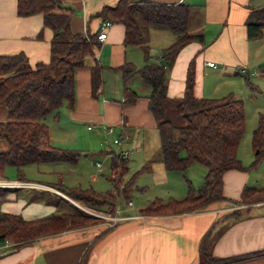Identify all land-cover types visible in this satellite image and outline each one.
<instances>
[{
	"label": "crops",
	"instance_id": "1",
	"mask_svg": "<svg viewBox=\"0 0 264 264\" xmlns=\"http://www.w3.org/2000/svg\"><path fill=\"white\" fill-rule=\"evenodd\" d=\"M60 1L73 11V32L98 35L106 22L97 15L98 12L104 6L114 5L119 0ZM150 1L188 4L189 32L203 35V41H190L167 61L164 56L166 49L175 44L177 34L167 30L160 32L167 28L151 26L147 34L153 36L154 43L147 39V47H144L126 43L124 25L111 23L106 28L108 36L95 49V55L86 58L85 66L76 70L74 107L71 108L66 103L57 115H50L47 121L54 146L90 152L91 143L102 146V133H106V125L113 128L118 125L120 134L124 135L127 130L133 132L145 127L157 128L148 108L151 88L138 73L131 75L126 81L137 92L138 99L133 105L124 107L122 104L124 74L115 68L129 62L139 70V61L135 56L137 49L143 51V67L162 62L167 64L166 83L168 96L172 100L183 96L192 61L195 70L194 92L196 96L205 98L235 94L236 89H231L235 75L248 74L254 67L264 63V52L261 48H255L254 41L257 40L248 39L246 24L250 9L262 6L264 0ZM17 2L18 0H0V55L23 52L32 66L38 62H48L51 57L53 30L44 25L41 13L18 15ZM96 62L103 66V84L94 93L91 67ZM208 62H215L217 66H210ZM241 67L246 68L245 73L239 71ZM112 83L114 87H111ZM6 116V107L0 106V121ZM88 122L96 124V131L90 132ZM109 143L112 145L111 140ZM81 157L82 155L74 165L80 162ZM241 160L244 166H248L253 162L254 155L247 161ZM251 174L250 170L238 169L224 173V195L238 200L245 186L263 187L258 183L253 184L259 181H252ZM93 180L98 181V176L95 175ZM60 182L63 187L70 188L61 179L57 183H50L27 177L25 181L0 177V187L10 190L0 197V214H19L29 220L55 213H71L72 204L82 207L58 189ZM11 183H31L34 186L6 185ZM59 197L66 198L69 202L62 201L57 205ZM236 208L221 202L199 212L181 215L153 216L122 211L124 216L139 217L121 220L113 227L104 221L44 236L17 248H4L0 252V264H200L204 237L213 227L215 229H212V234L215 236L225 224L220 220ZM239 209L243 216L225 229L214 242V256L225 258L264 252V203L241 205ZM235 264H264V255Z\"/></svg>",
	"mask_w": 264,
	"mask_h": 264
},
{
	"label": "trees",
	"instance_id": "2",
	"mask_svg": "<svg viewBox=\"0 0 264 264\" xmlns=\"http://www.w3.org/2000/svg\"><path fill=\"white\" fill-rule=\"evenodd\" d=\"M17 12L20 16L41 13L44 25L53 30L51 57L48 62H38L35 66L23 52L14 55H0V106H5L7 116L0 121V176L5 169L14 166L19 180L25 181L24 168L31 164L78 162L82 152L76 149L54 146L50 138L47 119L57 115L67 103L75 104L76 70L85 66L86 58L95 55L101 42L97 34L75 33L71 29L73 11L60 0H18ZM104 21L124 25L126 43L147 47V33L151 26L167 28L177 33L173 46L166 49L168 61L190 41H203V35L189 32L190 7L180 3H156L150 0H119L114 5L104 6L97 14ZM247 37L258 40L264 37V5L250 9L247 19ZM190 63L183 96L173 99L175 112L184 118L186 124L176 125L167 116L168 86L166 83L167 64H147L136 70L126 62L119 68L124 74L123 106L133 105L139 95L126 84L127 79L138 73L151 88L148 108L151 111L161 141L162 163L168 171L186 172L193 164H200L207 170L203 183L195 186L187 179L188 191L183 199L171 198L167 202L156 199L140 210L143 215L169 216L202 211L212 204L226 202L237 208L225 215L220 222L224 226L213 236V228L204 237L201 245L200 264H235L260 257L264 252H254L232 257H216L212 253L214 242L233 222L243 216L239 206L264 203V186H245L238 200L227 198L223 191V175L229 170L249 171L255 169L264 158V120L260 119L252 136L254 160L244 166L238 158V150L246 131L245 104L233 93L221 98L198 97L194 92L195 70ZM264 71V65L261 67ZM93 92L97 93L103 84V66L96 62L91 67ZM249 84L251 81L246 79ZM252 88L256 86L251 84ZM178 133L179 136L175 137ZM113 154V151H111ZM112 172L108 177L115 186L124 182L128 170L127 158L112 155ZM150 162L141 171H149ZM58 189L77 203L92 207H106V212L114 213L117 198L112 191L98 192L92 187ZM134 177L120 188L127 202L131 199ZM0 187V197L9 192ZM66 198L59 197L57 205ZM69 202V201H68ZM71 213L52 214L35 219H25L13 213L0 214V244L11 241L14 247L30 243L38 238L65 230L90 226L102 222L73 205ZM104 221V220H103ZM215 229V228H214Z\"/></svg>",
	"mask_w": 264,
	"mask_h": 264
},
{
	"label": "rangeland",
	"instance_id": "3",
	"mask_svg": "<svg viewBox=\"0 0 264 264\" xmlns=\"http://www.w3.org/2000/svg\"><path fill=\"white\" fill-rule=\"evenodd\" d=\"M165 30H167V32H172V34H177L170 29H163L160 32H164ZM149 34H147V39H149L150 42V40H153V36L151 34L149 36ZM156 38L160 39V37ZM152 43H154V40ZM254 43L255 48H261L264 52V37L260 40L254 41ZM135 56H137V60L139 61L137 62V67L140 69L143 67L144 63L143 51H138L137 49ZM262 65H264V63L260 66L254 67L248 74L239 73L235 75L234 82L231 85V89H236L235 94L233 93L235 97L242 98L245 104L246 131L238 150V158L240 160L243 159L244 161H247L250 159V156L253 157L254 155L252 148L253 132L260 119L263 118L264 120V71L261 70ZM138 78L140 77L138 76ZM247 78L250 79L251 84L256 86L255 88H252L253 86L247 82ZM111 87H114L113 83L111 84ZM166 111L168 118L172 120L174 124H186L184 118L175 112V103L172 99L168 100ZM50 117L51 116L48 117L47 121ZM87 126H90V132L96 131L97 127L93 122H88ZM114 128V132L109 136H107L105 132L102 133V146H99L97 143H91L90 147L92 148L90 152H83L80 150L82 152V157L78 164L74 165L67 162L31 164L25 167L23 174L31 180H43L50 183H57L61 179V181L70 188L81 187L86 189L92 187L94 190L103 193L112 191L117 198V202L119 201V208L123 212L130 214L139 213L141 208L148 206L157 198L161 199L163 202H167L171 198L179 200L183 199L188 191L187 179H190L195 186L203 183L207 170L200 164H193L186 172L166 170L161 161V141L158 129L145 127L143 130L137 129L133 132L127 130L125 132V135L129 136V139L125 140L123 144V149L129 152V157L127 159L128 170L124 174V182L115 186L107 179V176L110 177L112 175L111 158L113 154L111 151H115L118 154L120 152V147L117 145H111L109 140L113 142L115 138L120 139L124 134H120L118 125H115ZM178 136L179 134L176 133L175 137ZM6 148L7 144L2 142L0 149L5 150ZM87 153H89V155H87ZM98 162L101 163V172L97 167ZM149 162L151 164V171H141ZM250 171L252 173V181H259L253 182V184L258 183L257 185L263 186L264 184L261 183H264V158L261 160L257 168ZM95 175L98 176V181L93 180ZM4 176L6 179H18L19 174L17 168L14 166L6 167ZM133 177L134 186L131 191L130 199L133 202V205L129 206L124 198L119 199L120 196L118 192L122 185ZM79 205L84 208H81L83 211L95 217H98L95 213H109L106 212V207L92 208L81 204ZM102 222L104 221L102 220Z\"/></svg>",
	"mask_w": 264,
	"mask_h": 264
},
{
	"label": "built area",
	"instance_id": "4",
	"mask_svg": "<svg viewBox=\"0 0 264 264\" xmlns=\"http://www.w3.org/2000/svg\"><path fill=\"white\" fill-rule=\"evenodd\" d=\"M110 24H111V22H109V21L104 22L100 33L97 35V39L100 42L104 41L107 38L108 33H107L106 28ZM208 64L210 66H214V67L217 66V64L215 62H208ZM239 71L241 73H245L246 72V68L241 67V68H239ZM105 131H106V134L109 136L111 133H113L114 128H113V126L106 125L105 126ZM128 138H129L128 135H123L120 139L119 138H115L114 141L112 142V145H117L118 147H120V152L118 154L121 155L123 158L129 157L128 151L123 149L124 141L126 139H128ZM113 154H117V153L115 151H113ZM98 167H99L100 170H102L101 163H99V162H98ZM112 174L114 176L115 172H112ZM6 185H9V186H21V185L34 186L31 183H29V184H26V183H11V184H6ZM120 198H122L121 195H120L119 199ZM118 204H119V201L117 202L116 209H115L114 213L100 212V213H95V215L100 217V218H102L105 222H108L110 224V226H112V227L115 226L121 220L133 219V218H138L139 217V216H136V215H134V216H124V215H122V210L119 208ZM128 205L132 206L133 202L130 200L128 202ZM80 208L84 209L83 207H80ZM10 246H14V244L11 241H9V240L4 241L3 243L0 244V252H2V250L4 248L10 247Z\"/></svg>",
	"mask_w": 264,
	"mask_h": 264
}]
</instances>
